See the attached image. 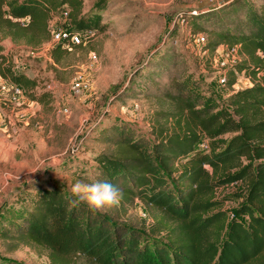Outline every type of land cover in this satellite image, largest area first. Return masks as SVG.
Returning a JSON list of instances; mask_svg holds the SVG:
<instances>
[{
	"label": "trees",
	"instance_id": "trees-1",
	"mask_svg": "<svg viewBox=\"0 0 264 264\" xmlns=\"http://www.w3.org/2000/svg\"><path fill=\"white\" fill-rule=\"evenodd\" d=\"M84 2L0 0V80L21 86L33 102L50 103V91L38 92V80L16 70L2 38L41 47L50 41L51 23L64 10L75 31L104 30L101 11L109 1L96 0L93 13L84 12ZM239 4L241 0H226L216 8H196L198 13L188 16L192 32H204L207 17ZM244 4V18H237L235 24L238 29L223 26L210 31L214 38L206 48L214 54L221 45L239 44L247 56L231 68L227 85L233 89L242 72L254 79L253 85L232 91L223 101L187 75L176 82L175 91L167 93L175 110L153 116L152 138L130 124L117 123L107 128L109 134L103 139L112 147L94 156L91 176L83 172L85 168L76 172L80 181H108L123 197L141 199L161 210L164 218L150 226L149 234L72 203L71 193L57 183L21 193L25 211L1 224L0 236L48 248L55 264H69L77 255L98 264H262L264 56L259 51L264 52V8ZM79 46L60 42L52 48V56L61 62L71 48ZM176 115L186 119V126L173 132L161 120ZM204 138L209 140L208 150L199 147ZM240 181L245 192L236 194L244 196L238 211L247 216V222L218 209L226 198L217 199V189ZM5 264L18 262L9 259Z\"/></svg>",
	"mask_w": 264,
	"mask_h": 264
},
{
	"label": "rangeland",
	"instance_id": "rangeland-1",
	"mask_svg": "<svg viewBox=\"0 0 264 264\" xmlns=\"http://www.w3.org/2000/svg\"><path fill=\"white\" fill-rule=\"evenodd\" d=\"M95 1L85 0V13L96 11ZM108 1L107 9L101 11L106 28L96 30L79 47L71 48L61 62L53 58L52 48L41 50L2 38L16 70L36 78L37 91H50L53 97L46 105L25 97L14 103L0 101V225L14 221L22 209L25 211L19 201L21 193L33 192L32 188H52L57 183L71 193L72 185L80 181L76 175L79 168H85L83 172L88 171L91 176L94 156L112 147L105 140L110 130L107 128L124 122L152 138L153 116L162 110H175L167 93L175 91L176 82L187 75H193L223 101L232 91L254 83L242 72L233 89L221 85L216 51L212 54L206 47L214 38L210 31L223 26L238 29L235 24L237 18H244L245 1L262 11L264 0H241L237 8L207 17V30L202 32L207 37L204 45L193 42L189 25L174 23L176 13L216 8L226 0ZM174 26L176 32L170 35ZM51 27L72 28L61 16ZM243 53L242 62L247 56ZM81 79L90 82L91 88L75 94L73 84ZM0 96L7 94L2 92ZM185 121L178 115L161 120L173 132L185 128ZM208 145L209 140L204 138L199 147L208 150ZM244 192L241 181L218 188L217 199L226 198L218 209L247 222V216L238 211L244 196H236ZM92 212L147 234L150 226L164 218L161 210L138 198L123 197L115 206ZM9 259L18 264H55L48 248L0 236V264ZM69 264L98 263L77 255Z\"/></svg>",
	"mask_w": 264,
	"mask_h": 264
},
{
	"label": "built area",
	"instance_id": "built-area-1",
	"mask_svg": "<svg viewBox=\"0 0 264 264\" xmlns=\"http://www.w3.org/2000/svg\"><path fill=\"white\" fill-rule=\"evenodd\" d=\"M198 13V9H189V10H181L176 13V17L174 19V23L180 26H188V16L189 14H196ZM61 17L67 20L68 18V11H62ZM59 19V17L57 18ZM94 34L93 30H85V31H75L73 28H64V27H57L52 28L51 31V39L43 46L40 47L41 50L51 49L55 45L59 44L60 42L65 41L67 46L70 44H80L85 41L86 37H90ZM189 36L195 43H199L204 45L207 41V37L203 33L194 34L192 30L189 31ZM242 48L239 44L236 45H221L218 47L215 53L216 63H217V73L219 74V82L221 85L225 86L228 83L229 78V71L233 66L242 62ZM259 54L264 56V52L259 51ZM96 59L97 56L94 55ZM73 92L75 94H80L85 92L91 88V83L87 82L83 79L77 80L73 84ZM6 93L7 96L1 97L0 101L6 102H17L20 98L25 97V92L23 88L19 85H15L10 83L6 79L0 80V93ZM1 118V114H0Z\"/></svg>",
	"mask_w": 264,
	"mask_h": 264
},
{
	"label": "clouds",
	"instance_id": "clouds-1",
	"mask_svg": "<svg viewBox=\"0 0 264 264\" xmlns=\"http://www.w3.org/2000/svg\"><path fill=\"white\" fill-rule=\"evenodd\" d=\"M72 203L86 204L89 210L99 211L117 205L124 194L108 181L85 183L76 181L71 187Z\"/></svg>",
	"mask_w": 264,
	"mask_h": 264
},
{
	"label": "crops",
	"instance_id": "crops-1",
	"mask_svg": "<svg viewBox=\"0 0 264 264\" xmlns=\"http://www.w3.org/2000/svg\"><path fill=\"white\" fill-rule=\"evenodd\" d=\"M8 51V50H7Z\"/></svg>",
	"mask_w": 264,
	"mask_h": 264
}]
</instances>
